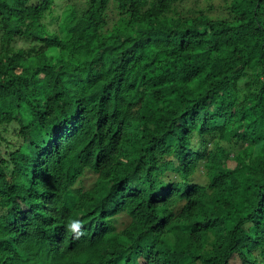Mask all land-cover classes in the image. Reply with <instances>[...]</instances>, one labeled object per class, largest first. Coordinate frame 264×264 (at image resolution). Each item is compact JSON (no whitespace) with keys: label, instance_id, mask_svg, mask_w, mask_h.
Instances as JSON below:
<instances>
[{"label":"trees","instance_id":"1","mask_svg":"<svg viewBox=\"0 0 264 264\" xmlns=\"http://www.w3.org/2000/svg\"><path fill=\"white\" fill-rule=\"evenodd\" d=\"M70 1L0 0V264H264V0Z\"/></svg>","mask_w":264,"mask_h":264},{"label":"rangeland","instance_id":"2","mask_svg":"<svg viewBox=\"0 0 264 264\" xmlns=\"http://www.w3.org/2000/svg\"><path fill=\"white\" fill-rule=\"evenodd\" d=\"M73 3L70 1V3H65L62 6H56L55 9V19L49 20L47 23H49V26L53 29L55 27H58V21H62L64 18V14L66 11H70L73 5H77L76 8H80L82 5H85L86 0H72ZM82 3V5H81ZM81 5V6H80ZM180 7L190 8V7H196L197 9H203L204 11L210 13V14H223L226 13V6H227V0H189L185 3H180ZM21 44H23V39H21ZM20 126L18 124H11L9 126L8 136L9 138H14V132L16 128H19ZM93 176L89 175L86 178V186H89L91 184V181L93 180Z\"/></svg>","mask_w":264,"mask_h":264},{"label":"clouds","instance_id":"3","mask_svg":"<svg viewBox=\"0 0 264 264\" xmlns=\"http://www.w3.org/2000/svg\"><path fill=\"white\" fill-rule=\"evenodd\" d=\"M66 230L73 234L74 239H77L84 235L83 223L81 220H78V219L71 221L67 225Z\"/></svg>","mask_w":264,"mask_h":264}]
</instances>
